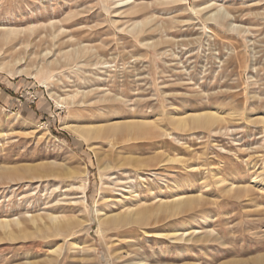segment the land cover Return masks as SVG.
<instances>
[{"label":"rangeland","instance_id":"1","mask_svg":"<svg viewBox=\"0 0 264 264\" xmlns=\"http://www.w3.org/2000/svg\"><path fill=\"white\" fill-rule=\"evenodd\" d=\"M120 1L0 0V264H264V0Z\"/></svg>","mask_w":264,"mask_h":264},{"label":"bare ground","instance_id":"2","mask_svg":"<svg viewBox=\"0 0 264 264\" xmlns=\"http://www.w3.org/2000/svg\"><path fill=\"white\" fill-rule=\"evenodd\" d=\"M129 1L128 0L120 1L119 5H125ZM200 1H202V4H199L197 6V9H199V10H206L207 11L208 9H211L213 7V5L215 4L214 1H212V2L207 1V0H200ZM213 9H215V8H213ZM208 16L210 18H213V19L215 17H218L219 19L224 20V19L229 18L230 13L223 7H218V8L216 7V10H213L212 12H210L208 14ZM235 26H236V24H234V27ZM0 33L3 34L2 36L10 37V36L15 35L18 32H17V30H15L13 28H8V29L1 31ZM2 64L3 63H1V65ZM5 67L6 66H0V69L6 70V72H10ZM76 94H74V95H76ZM71 96H65V97L55 96L54 97L55 103L57 104L58 107H61L66 102V100ZM72 98H71V100L74 99V98L73 99ZM231 114L232 113H229V114L227 113V115H223L222 113H219L216 110L214 111V109H207V110H201V111H193V112H189V113H186L183 115H178L177 117L174 118V121L177 123V126L179 128L185 127L186 122L189 123L190 129L211 128V127H213V125H216L218 122L228 119L227 116H229ZM252 120H255V122L264 124V116H257L255 118H252ZM121 123H122V121H121ZM143 124H138V125L140 127H142V125H143V127L148 126V123L143 122ZM119 125H120V123L115 122L113 124L112 130L119 128ZM125 125L127 128L130 127V129L132 127H135V125L132 122L126 121ZM67 128L70 129V131L73 132L74 134H76L77 136L85 138L88 136H90V137L97 136V133H99L100 128H102V126L100 127V126H85V125H68ZM220 130H221V127L218 129V131H220ZM137 131H139V130H137ZM101 133H103V132H101ZM90 137H88V138H90ZM176 159H168V161L172 162V161H175ZM230 190H232V189H230ZM84 196H85V194H84ZM198 199H199V197L174 196L171 200L159 202L160 204L153 209L143 207L142 209H139V210H131L132 212L127 214V216L130 215L129 218L127 219V221L132 222V221H136L138 219L140 220V218H142V217L150 216V215L156 214L158 212H166V213L170 212V213H172V212H179V211L185 210V209H190L191 207L195 206V204L198 203ZM27 221H29L33 226H36V227H38V226L47 227V226H50L51 223H54L55 226L60 227V225H59L60 223H58L60 221V220H58V216H53V215L41 216L39 214H31L28 217ZM13 226L17 229L22 228L21 222L16 221V219H0V228L4 232V234L6 232V236H8L9 238L12 237V235H13L12 234ZM46 229H48V228H46ZM195 231H197V229H194L192 233H194ZM163 233H165V232H163ZM166 233H170V232H166ZM188 233L192 234L191 231L183 233V234L186 235ZM160 234H162V232H160ZM174 234L176 235V234H178V232H175Z\"/></svg>","mask_w":264,"mask_h":264}]
</instances>
